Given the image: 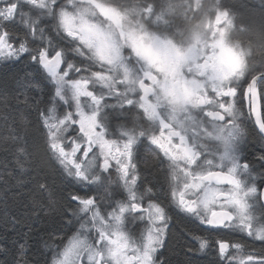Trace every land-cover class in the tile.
I'll list each match as a JSON object with an SVG mask.
<instances>
[{"label":"snow or ice","instance_id":"6c2138e0","mask_svg":"<svg viewBox=\"0 0 264 264\" xmlns=\"http://www.w3.org/2000/svg\"><path fill=\"white\" fill-rule=\"evenodd\" d=\"M25 59L43 98L31 143L9 137L16 163L58 167L75 228L49 237L50 264H165L172 213L214 264H264L241 242L264 243V148L246 154L264 140V27L225 0H0V62Z\"/></svg>","mask_w":264,"mask_h":264},{"label":"trees","instance_id":"16d2710c","mask_svg":"<svg viewBox=\"0 0 264 264\" xmlns=\"http://www.w3.org/2000/svg\"><path fill=\"white\" fill-rule=\"evenodd\" d=\"M225 3L254 31L264 27V0H225ZM39 75L27 59L0 67V264H18L21 245L27 264H49L56 246L49 237H66L75 229L65 223L69 218L63 215L67 206L64 199L67 180L58 167L41 154L38 161L20 169L15 144L9 139L14 132L22 136L27 131L31 143L36 117L32 101L43 98V92L35 87ZM261 144L259 137H248L250 157L260 151ZM152 164L153 161L141 162L142 175L155 182L157 169ZM37 174L46 178L48 190L44 193L36 188ZM37 203L43 205L42 211L34 208ZM193 227L192 223L175 219L164 250L165 264H214L216 258L212 252L205 257L194 253L195 245L189 239ZM241 242L249 249H264L260 241Z\"/></svg>","mask_w":264,"mask_h":264},{"label":"flooded vegetation","instance_id":"af4514ba","mask_svg":"<svg viewBox=\"0 0 264 264\" xmlns=\"http://www.w3.org/2000/svg\"><path fill=\"white\" fill-rule=\"evenodd\" d=\"M5 62H0V67L1 66H3V65H5L4 64ZM7 64V63H6ZM41 79V77H40V75H39V80ZM125 115H128L127 113H125ZM260 139V138H259ZM260 141H261V146H262V148H264V140H261L260 139ZM259 153H260V151L259 152H257L256 154H255V156H257V155H259ZM247 155H248V158H249V160L250 161H254V159H255V156L252 158V157H250V154L249 153H246ZM143 160H141V162H142ZM260 172H264V169H260L258 166H257V173H256V175H257V183L259 184V181H260V179H264V177H261L260 176ZM257 215H259V212L257 213ZM172 216H173V219H172V222H171V224H170V226H169V229H168V233H167V236H166V238H165V243H164V245H163V247L159 250V253H158V255H159V258L160 259H162V260H164L163 259V255H164V250H165V248H166V246H167V244H168V241H169V236H170V230H171V228H172V226L174 225V223H175V219H177V218H180L181 220H185L186 222H188V223H191L188 219H186V218H184L182 215H178V214H174V213H172ZM141 227H143L142 225H141ZM75 230V229H74ZM74 230H72V232L69 234V235H67L66 237H70L72 234H73V232H74ZM197 235H199V234H202V233H196ZM189 239L191 240V242H193L194 243V245H195V254L198 256V257H205V256H207L209 253H213V256H215V258H216V255H215V252L214 251H212V250H206L205 252H200L199 250H198V248H199V245H198V243L195 241V240H193V239H191V237H189ZM233 239L234 240H238L239 239V236H237V237H233ZM250 240H253V239H250ZM255 241H259V240H255ZM192 251V250H191ZM192 253H193V251H192ZM192 253H190V254H192Z\"/></svg>","mask_w":264,"mask_h":264}]
</instances>
